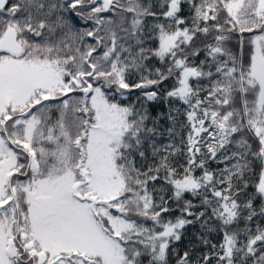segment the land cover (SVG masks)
I'll return each instance as SVG.
<instances>
[{"label": "snow or ice", "instance_id": "snow-or-ice-1", "mask_svg": "<svg viewBox=\"0 0 264 264\" xmlns=\"http://www.w3.org/2000/svg\"><path fill=\"white\" fill-rule=\"evenodd\" d=\"M0 264H264V0H0Z\"/></svg>", "mask_w": 264, "mask_h": 264}]
</instances>
